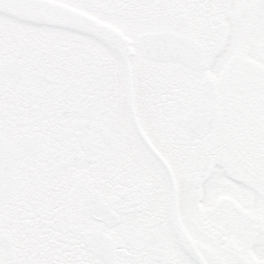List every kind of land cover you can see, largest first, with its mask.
<instances>
[{
  "label": "snow or ice",
  "instance_id": "1",
  "mask_svg": "<svg viewBox=\"0 0 264 264\" xmlns=\"http://www.w3.org/2000/svg\"><path fill=\"white\" fill-rule=\"evenodd\" d=\"M0 264H264V0H0Z\"/></svg>",
  "mask_w": 264,
  "mask_h": 264
}]
</instances>
